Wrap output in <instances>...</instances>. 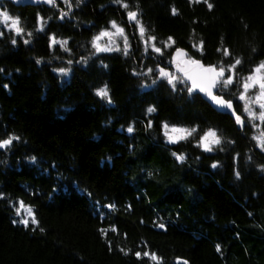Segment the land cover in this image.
Returning <instances> with one entry per match:
<instances>
[{"label": "trees", "instance_id": "obj_1", "mask_svg": "<svg viewBox=\"0 0 264 264\" xmlns=\"http://www.w3.org/2000/svg\"><path fill=\"white\" fill-rule=\"evenodd\" d=\"M7 10L25 31L0 37V140L19 137L0 150V264H264V150L255 129L183 83L174 90L157 71L183 47L205 66L239 59L235 72H251L264 61V0L0 2ZM130 11L139 14L133 24ZM114 19L126 42L95 54L92 35ZM52 35L67 43L52 45ZM105 85L112 103L96 95ZM219 91L246 117L236 91ZM164 122L198 135L215 129L221 144L204 151L197 134L171 143ZM20 201L38 223L24 208L17 215Z\"/></svg>", "mask_w": 264, "mask_h": 264}, {"label": "snow or ice", "instance_id": "obj_2", "mask_svg": "<svg viewBox=\"0 0 264 264\" xmlns=\"http://www.w3.org/2000/svg\"><path fill=\"white\" fill-rule=\"evenodd\" d=\"M49 4H55L56 0H46ZM117 2H121V0H117ZM65 3L71 4V0H65ZM123 7L127 8L128 5L125 3ZM208 7L211 8L212 5L208 4ZM175 9L173 12L175 13ZM67 13L61 10L60 18L63 19ZM128 16L130 20H136L137 13L134 11L128 12ZM0 23L4 24L9 30L14 31L17 36L24 34V28L21 26V20L19 16L13 17L7 11H0ZM139 23V21H137ZM112 27L117 29V34H123L124 29L120 28L115 21H111ZM43 30V18L40 17V29ZM141 36L144 35L145 29L143 26L140 27ZM4 33L0 32V36H3ZM27 35L31 36L32 33L28 32ZM113 33L108 30H102L99 32L98 35L93 37V47L95 48L96 52H105V51H112V48L102 46L100 41L104 37H112ZM154 41L155 37H151ZM172 40V37L168 38ZM12 44H16L17 40L12 39ZM25 44L29 43L28 40L24 41ZM57 43L66 44L67 41H57L55 36L51 37V44L55 45ZM174 43V41H173ZM170 46V45H169ZM195 46V45H194ZM154 50L157 53L161 52L160 48H156L153 45ZM125 54H127V43L125 46ZM227 55V51L225 52ZM187 53L182 48H177L175 52V56L173 57V63L176 66L177 72L181 73L182 75H173L170 71L165 70L164 68L159 69L160 77L167 79L168 83L172 86L175 90L177 88L178 83H183L186 86L187 92L191 95L194 92H201L204 93L212 102L216 105L220 106L224 109H231L232 114L235 115V121L237 124L243 126L244 119L241 118L240 115H236V109L233 107V101L231 99H226L224 95L217 94V92L223 87L227 88L228 86L232 85L235 80V76L232 74L226 75L229 70H235L236 65L241 64V60L237 59L234 64L229 65L227 68L224 66H214L208 65L205 66L201 63L200 60L187 58ZM40 60H37V63H40ZM72 62L69 61V64ZM3 71V69H0ZM56 71L67 74L70 69L69 68H60ZM149 73L152 72V69L148 70ZM155 83V81H153ZM241 88L243 89L239 94V100L244 102V112L247 113V116L252 120L259 119L261 122H264V61H261L254 69L252 73H250L242 82ZM258 89L255 92L254 99L249 97L248 93L250 90ZM96 95L99 96L101 99L106 100L108 103H112V98L109 94V90L107 85L102 88L96 89ZM259 107V112L255 110V106ZM149 113L156 111L155 107H149L147 109ZM151 126V122L148 125ZM163 128L165 130V136L171 143H178L182 140H187L190 137H193L194 134L198 135V128L197 127H178V126H170L167 122L163 123ZM128 132H133L134 128L129 126L127 129ZM19 137H9L7 139L0 140V148H8L14 140H18ZM257 141L259 147L264 150V131L261 132L260 136L254 137ZM221 144V138L217 134L215 129L209 128L203 132L202 135H198L197 139V146L201 147L204 151H212L214 146H219ZM176 159L180 163H184L187 159L186 155L173 153ZM31 160L35 161L36 157H31ZM218 165L214 163L212 165L213 168L217 167ZM262 170H264V165L260 166ZM240 173L237 171L236 176L239 177ZM0 195H3L0 193ZM109 207H113V205H109ZM26 208L28 216L32 217L33 223H38L36 221L35 216L33 214L31 206H26L23 201H20V207L16 209L17 215L20 214L21 209ZM15 223V221H14ZM21 223L25 226L28 225V219H22ZM159 227L164 228L165 225L160 224ZM43 231V229H41ZM219 249V246H218ZM142 254L140 252L136 253L137 257H140ZM144 256L151 255L153 260H159L160 258L157 257L155 254L150 253H143Z\"/></svg>", "mask_w": 264, "mask_h": 264}, {"label": "rangeland", "instance_id": "obj_3", "mask_svg": "<svg viewBox=\"0 0 264 264\" xmlns=\"http://www.w3.org/2000/svg\"><path fill=\"white\" fill-rule=\"evenodd\" d=\"M0 2H9V1H6V0H3V1H0ZM12 3V2H11ZM17 7H20V6H17ZM7 12L10 14V12H9V10H7ZM134 12H136V11H134ZM11 15V14H10ZM128 15V14H127ZM11 16H13V15H11ZM13 17H15V16H13ZM139 17V16H138ZM126 19H128V21H129V16H128V18H126ZM111 21H115L116 22V24L120 27V28H123L124 29V33L123 34H117V29H115V28H113L112 27V24H111ZM110 21V23H109V25L108 26H106V27H102V28H100L99 29V31L96 33V34H93L92 35V37H91V39H92V41H93V37L94 36H96V35H98L99 34V32L100 31H102V30H108V31H111L112 33H113V36L112 37H104V38H102V40L100 41V43H101V45L102 46H105V47H109V48H112L113 50L114 49H118V47L119 46H121V44H123V43H125L126 42V31H125V27L124 26H122L118 21H116L115 19L114 20H111ZM131 24H133V23H131ZM46 28V24H44V22H43V30ZM40 29V24L38 25V30ZM11 30H9L4 24H2V23H0V32H3V33H5V32H10ZM53 36V35H52ZM51 36V37H52ZM1 37V36H0ZM51 37H50V40H51ZM55 38H56V36H55ZM56 40H57V38H56ZM93 44V43H92ZM93 46V45H92ZM93 51L95 52V54H100V52H96L95 51V48L93 47ZM176 51V49L174 50V52ZM105 52H112V51H105ZM174 52H173V54H174ZM173 54H172V61H173ZM187 58H190L189 57V55L187 56ZM187 58H184V59H187ZM193 59V58H192ZM171 61V62H172ZM171 65H175L173 62H172V64ZM258 65V64H257ZM257 65H255L253 68H252V70H251V72H249V73H244V74H242V73H240L239 72V74H237L236 72H235V70L233 71V70H230V73L229 74H232V75H234L235 76V80H234V83L232 84V85H230V86H228L227 88H221L220 90L221 91H223V93H224V91L225 90H233V91H236V93H237V96H238V99H239V94H240V92L243 90L242 88H241V84H242V82H243V80L250 74V73H252L253 71H254V69H255V67L257 66ZM159 66V65H158ZM166 66V65H165ZM158 69V68H157ZM172 70L174 71V72H176V70L174 69V66H172ZM159 71H158V77H159ZM226 75H228V73H226ZM256 91H258V89H255V90H250V92L248 93V95H249V97H251V98H253L254 99V95H255V92ZM219 92V91H218ZM223 95V94H222ZM240 101V100H239ZM242 103V106H243V108H244V102L243 101H241ZM255 110L257 111V113L259 112V107H258V105L257 106H255ZM244 111V110H243ZM245 113V112H244ZM245 122L247 123V121H248V123L249 124H251V126H252V128H254L255 129V134H254V136L255 137H257V136H260L261 135V132L262 131H264V122H261L258 118L257 119H255V120H252L251 118H249L248 116H247V113H246V117H245ZM170 126H173L174 124H169ZM174 126H177V125H174ZM178 127H180V126H178ZM24 213H25V216H26V218H32V217H30V216H28V214H27V210H26V208H24Z\"/></svg>", "mask_w": 264, "mask_h": 264}, {"label": "water", "instance_id": "obj_4", "mask_svg": "<svg viewBox=\"0 0 264 264\" xmlns=\"http://www.w3.org/2000/svg\"><path fill=\"white\" fill-rule=\"evenodd\" d=\"M0 1H3V0H0ZM6 1H9V2H12L13 4H15L16 6H47V7H53L55 4H49V3H47L46 2V0H6ZM56 3V2H55ZM137 13V12H136ZM138 16H139V14L137 13V18H136V20L138 19ZM136 20H130V18H129V22L130 23H133V22H135ZM182 49H184L185 50V52L187 53V56L189 55V52L185 49V48H183V47H181ZM176 52V51H175ZM175 52H174V54H173V57L175 56ZM187 56L186 57H184V58H187ZM202 63V62H201ZM203 64V63H202ZM172 66H174V69L176 70V72H174L173 70H172ZM160 68H164L165 70H167V71H170L173 75H178V74H180V75H182L181 73H178L177 72V69H176V66L175 65H170V66H165V65H159L158 66V69H157V71H159V69ZM159 78L160 79H164V78H161L160 77V74H159ZM198 92V91H197ZM199 93H201V92H199ZM202 94V96H203V98H204V100L205 101H207L208 103H210L211 104V106L217 111V112H220V113H223V114H227V115H231L234 119H235V115H233L232 114V111H231V109H224V108H221L220 106H218V105H216L214 102H212L207 96H205V94L204 93H201ZM217 94H220V93H218L217 92ZM233 107L236 109V106H235V102H233ZM236 115H240L241 116V118L242 119H244V125L243 126H241V125H239L240 127H242V128H245V126H246V120H245V117L242 115V114H238L237 113V110H236V113H235ZM0 150H6V148H0ZM178 264H189V262L187 261V260H185V259H183V258H180V259H178Z\"/></svg>", "mask_w": 264, "mask_h": 264}, {"label": "bare ground", "instance_id": "obj_5", "mask_svg": "<svg viewBox=\"0 0 264 264\" xmlns=\"http://www.w3.org/2000/svg\"><path fill=\"white\" fill-rule=\"evenodd\" d=\"M15 5V4H14ZM186 49V48H185ZM218 93H220V91L218 92ZM221 94V93H220Z\"/></svg>", "mask_w": 264, "mask_h": 264}]
</instances>
